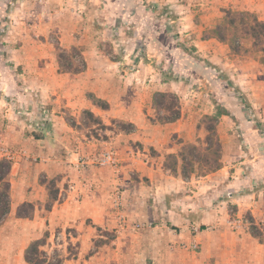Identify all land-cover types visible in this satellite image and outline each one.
<instances>
[{
	"label": "crops",
	"instance_id": "crops-1",
	"mask_svg": "<svg viewBox=\"0 0 264 264\" xmlns=\"http://www.w3.org/2000/svg\"><path fill=\"white\" fill-rule=\"evenodd\" d=\"M100 3L103 5L98 6L101 10L93 7L80 12L84 15L79 16L80 21H84L81 28L89 31L92 26L94 34L104 32L105 24L101 20L108 17L116 31L129 27L134 29L127 39L140 43V46L129 49V53L134 55L141 49L137 55L171 58L168 62H171L173 76L163 78L165 72L161 75L157 64L155 67L148 64L141 67L138 61L137 65L107 60L99 49L90 47L82 52L85 69L79 74L58 73L56 60L50 58V64L42 70L46 68L54 73L50 74L49 81L40 79L33 82L39 93L36 99L20 94L21 88L15 81L2 82L0 113L10 116L12 108L14 112L13 123L0 122V145L3 146L0 149L9 152L7 160L11 163L9 214H14L24 203L34 204L31 219L14 218L15 222L6 221L2 228L9 223L28 229L41 228L46 226V222L53 225L59 218H67L71 228H78L76 225L83 227L87 220L91 221L87 228H115L117 221L112 194L119 188L123 190V210L140 217H159L163 211L178 215L179 211L203 210L199 205L202 193L208 191V199L210 196L215 199L222 187L228 188L225 196H231L232 201L236 198H258L260 201L261 194L255 195L250 187L251 177L264 167V153L253 155L249 150L243 155L244 160L237 162L232 157L231 161L227 158V165L200 177L191 174L184 178L179 168L173 174L164 164L166 156L177 155L183 144H191L204 134L199 120L204 115L216 113L214 103H221V108L228 114L218 118L221 123L232 117L238 120L246 117L243 102L250 104L252 110L247 109L250 114L258 118L264 115V66L254 60L241 61L227 44L202 37L207 28L219 22L224 9L249 11L264 21V0H102ZM92 17L97 18L93 20ZM76 25L70 21L67 28L63 21H58L54 29L61 33L59 45L68 49L84 44L80 41L83 35L78 36L81 28L77 29ZM162 69L164 71L165 68ZM151 71L156 72L159 78L147 75ZM218 73L222 74L218 76ZM5 90L14 97L8 99L10 95ZM156 92L177 96L180 116L175 122L151 124L147 121L154 113L151 99ZM192 94L194 98L190 97ZM98 102L105 107H99ZM208 104L212 105L209 107ZM19 105L38 111V118L32 119L33 133L39 134V138L30 135L23 139V124L22 130H16L15 122L22 120L19 117L21 112L17 110ZM256 105L259 110H254ZM82 112L92 114L102 123H127L131 129L108 133L106 139L91 136L79 143L76 137L78 129L71 125L73 120L70 117ZM94 129L95 126L91 127ZM106 152H112L113 165L102 167L95 164ZM2 158L6 155L0 151ZM67 173L68 177L64 176ZM129 173H138L148 179L145 198L137 196ZM42 174L49 177L61 175L60 185L68 181V196L64 195L62 202L53 204L44 217H38L40 209L36 203L46 200L42 186L37 184ZM238 188L240 192H230ZM166 198L170 200L168 205ZM2 232L0 264H9L10 241L3 240ZM31 234L32 231L28 230L20 236L24 245L22 250L33 239ZM199 237L194 235L187 241ZM76 239L84 244L85 234H78ZM21 261L17 258L16 263L26 264L23 259Z\"/></svg>",
	"mask_w": 264,
	"mask_h": 264
},
{
	"label": "rangeland",
	"instance_id": "rangeland-1",
	"mask_svg": "<svg viewBox=\"0 0 264 264\" xmlns=\"http://www.w3.org/2000/svg\"><path fill=\"white\" fill-rule=\"evenodd\" d=\"M101 1L0 0V85H2V82L15 81L21 88L20 94H24V97L28 99H36L39 93L33 86V82L40 79L49 81L54 71L52 73L48 69L42 70V68L50 64V58L54 57L55 59L56 46L66 49L59 45L58 38L61 33L54 29L58 25V21H63L67 28L68 22L74 21L77 24L76 28L80 29L84 27V25L81 26L84 21L79 19L80 15L82 17L84 15L80 12H84L85 8L91 10L93 7L101 10L100 7H103ZM96 18L92 17L93 20H96ZM222 18L223 12L219 22ZM101 21L105 24L104 32L99 31L94 34L90 21L88 22L91 30L80 29L78 36L83 35L80 41L84 44L77 47L82 52L90 47L97 48L107 60H120L122 64H137L136 61H138L141 67H144L145 64L154 65L153 67H155L157 64V69L161 70V75L165 72L163 78L168 79V77L173 76L171 62H168L171 58L137 55V52L141 50L140 48V50H136L137 52L134 55L129 53V49L133 50L134 47L138 48V45L140 46V43L137 44V42L127 39L129 34L132 35L134 29L129 27L119 32L116 31L114 24H110L108 17L103 18ZM215 25L207 28L205 33H210ZM131 45L132 47H130ZM185 48L190 49L186 45ZM240 51L237 55H239L241 61L251 62L254 60L264 66L263 54L253 50L249 41H240ZM235 58L236 56H234ZM162 68H165L164 71H162ZM218 74L220 76L222 73ZM147 75L159 78L154 71ZM233 88L236 89L234 86ZM4 92L10 95L8 99L14 97V95L11 96L10 91L5 90ZM192 96L193 94L190 97L194 98ZM208 105L210 107L212 104ZM218 105V107L215 106L216 111L222 104ZM255 107L257 108V105ZM250 108L249 103L243 102V110L247 115L242 117V120L233 117L231 120H226V123H221L219 120L215 122L199 120V123H202V128L211 127L214 132H204L202 136L196 138L195 142L190 145L185 143L179 148L178 153L184 151L187 161L189 159L195 161L194 163L192 161L188 163L184 171L185 176L189 172L195 177L210 174L214 171L211 172V169L216 165H227L225 162L227 158L230 160L232 157L235 162L244 160L243 155L249 150L252 151L251 154L253 155L264 153V115L262 114L260 118L252 115L247 110ZM17 110L21 112L19 117H22L23 121L21 120L22 123L15 122L16 130H22L21 126L23 124L25 128L23 139H26V137L33 134L34 119L32 118H38L36 117L38 111L36 113L35 109H26L21 105L17 107ZM2 111L5 112L4 107ZM157 114L164 116L165 113L162 111L154 112L150 118H147V121L151 124H157ZM6 115L0 113V122L13 123V108L11 109V115ZM70 118L73 120L71 125L78 129L76 137L80 140L79 143L91 136L106 139L108 133L126 132L131 129L129 124L123 122L110 121L102 123L98 119L96 121L84 112ZM94 126L96 129L91 130V127ZM95 130H98V132H95ZM7 139L8 142H12L11 138ZM19 139L22 138L17 140ZM217 142H219V146H217ZM5 146L7 147V145ZM1 147L3 146L0 145ZM172 160V158L167 159V166L171 167ZM31 162L36 163L32 159ZM180 165L177 167H180L181 172ZM64 176L68 177V173ZM128 176L136 186L137 196L145 198V188L149 184L148 179L140 177L138 173H129ZM60 177L61 175L49 177L42 174L38 178L37 184L42 186L46 196L44 202L36 203L37 208L40 209L38 217H44L46 211L51 209L53 204L62 202L64 195L68 196V181L60 185ZM251 181L250 188L255 195L261 194L260 201L258 198L248 200L236 198L232 201L231 196H225L228 188L222 187L218 190L215 199L211 196L208 199V191L202 193L199 197L201 198L200 208L206 211L200 209L179 211L178 215L163 211V215L159 217L134 216L130 215L131 211L126 212L125 209L123 210L121 204V192L123 190L119 188L117 192L112 194L117 221L115 228H96L94 226L87 228L91 225L90 220L85 222L84 226L86 228L78 225H76L78 228H71L68 227L67 218L64 220L59 218L51 226L46 222V226H41V228L28 229L20 226L16 227L15 224L11 225L10 223L2 228L6 221H14V218H16V211L12 215L9 214V206V215L7 214L3 220L0 232L3 230V240L10 241L8 245L10 249L9 264H17V258H19V261L23 259V252L29 244L22 250L24 245H22L21 241L23 240L20 236L28 230L32 231L31 238L33 237V239L30 242L40 240L44 234L47 235L41 250L50 263L60 261L61 264H264V167L262 170L258 169L256 174L251 177ZM240 190L238 188L235 192L232 190L230 192L233 194L240 192ZM48 192L51 194L50 197L55 198L53 203L47 201ZM115 200H117V203ZM222 200L225 202H222ZM169 201L166 198L167 205ZM158 204H161V201ZM32 205L33 215L34 204ZM26 209V206L21 207V213H26ZM31 218L32 216L29 219ZM78 234L81 236L85 234L86 241L84 244L76 239ZM194 235L201 237L194 241H187ZM179 251L182 252L179 253ZM21 255L22 259L20 260Z\"/></svg>",
	"mask_w": 264,
	"mask_h": 264
},
{
	"label": "trees",
	"instance_id": "trees-1",
	"mask_svg": "<svg viewBox=\"0 0 264 264\" xmlns=\"http://www.w3.org/2000/svg\"><path fill=\"white\" fill-rule=\"evenodd\" d=\"M222 20L216 24L210 31V33L203 34V38H214L221 43H225L229 46L230 51L234 54H238L240 51V41L246 40L249 41L253 50H256L263 54L264 57V21L258 20L255 14L246 12V11H234L231 9H224ZM55 59L58 66V73H68L71 75L79 74L85 69V61L82 55V51L79 47H71L68 51L62 49L59 46L55 48ZM261 61V60H260ZM152 108L155 113L162 111L164 116L156 115L157 124H167L175 122L180 116V104L177 96L169 93H159L156 92L152 95ZM97 105L101 108L105 107L102 103L98 102ZM215 106H219L217 103H214ZM88 116L96 121L97 118L92 116V114L87 113ZM221 115H228L221 106L217 109L216 113L212 116L204 115L200 121L206 120L209 122H215L218 120ZM200 125L202 123L200 122ZM205 132L213 131L214 129L203 128ZM34 138H39V134L33 133ZM190 145V144H188ZM219 146V142H217ZM173 159L171 167L167 166V159ZM178 160L180 161L181 166V176L184 178L189 177L192 173H188L185 176V169L192 160H186L184 151H179L177 155L166 156L165 158V168L168 169L171 173H176L178 169ZM195 161H192L194 163ZM222 166L216 165L211 169V172L214 170L220 169ZM180 168V167H179ZM11 169L10 161L6 159H0V227L6 215L9 213L10 206V184L8 181L9 173ZM180 170V169H179ZM213 171V172H214ZM204 176V175H203ZM57 194V192H56ZM51 194H47V201L53 203L55 201L54 197H50ZM26 206V213H21L20 208ZM33 205L29 203H24L18 206L15 216L16 218L29 219L32 216ZM46 236L40 240H34L29 243L26 249L23 252L24 262L27 264H61L60 261L50 263L48 259L44 256V252L41 248L45 244Z\"/></svg>",
	"mask_w": 264,
	"mask_h": 264
},
{
	"label": "built area",
	"instance_id": "built-area-1",
	"mask_svg": "<svg viewBox=\"0 0 264 264\" xmlns=\"http://www.w3.org/2000/svg\"><path fill=\"white\" fill-rule=\"evenodd\" d=\"M0 151L6 155V158H4V159L7 160L8 158H10V154H9V152L4 151L3 149H0ZM8 161H9V160H8ZM96 164H97L98 166H102V167L113 165V154H112V152H106V153H104V154H103V155H102V156L96 161Z\"/></svg>",
	"mask_w": 264,
	"mask_h": 264
}]
</instances>
